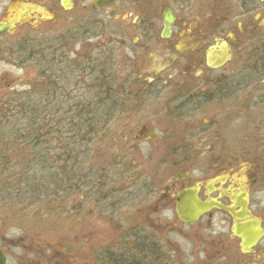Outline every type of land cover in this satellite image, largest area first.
Segmentation results:
<instances>
[{"label": "flooded vegetation", "instance_id": "flooded-vegetation-1", "mask_svg": "<svg viewBox=\"0 0 264 264\" xmlns=\"http://www.w3.org/2000/svg\"><path fill=\"white\" fill-rule=\"evenodd\" d=\"M0 264H264V0H0Z\"/></svg>", "mask_w": 264, "mask_h": 264}, {"label": "rangeland", "instance_id": "rangeland-1", "mask_svg": "<svg viewBox=\"0 0 264 264\" xmlns=\"http://www.w3.org/2000/svg\"><path fill=\"white\" fill-rule=\"evenodd\" d=\"M16 89H19V88H16ZM101 157H102V163H103V160H104V162H106V159L103 156H101ZM99 158L100 157L98 155H95V154H91L90 155L89 154L88 155V168L89 167H93L94 165H97V164L100 165L98 163ZM108 158H110V157H108ZM36 201H37L36 199H33V200L31 199V200H26L24 202L23 207L24 208L28 207L27 209L22 210V213L24 214V220L26 222H29V221L33 220L34 218H37L36 212H38L39 214L40 213L43 214L45 212V209L43 208L44 204H42L40 202L41 200L39 201L38 205H37ZM31 202L34 203V205L29 206V204ZM91 202H93V199H91ZM91 202H89V204H88L89 208L94 207V205H92L93 203L91 204ZM145 204H147V203H145ZM145 204H143L142 207ZM137 206L138 205H135L136 208H137ZM146 206L147 207L142 208V209H144L147 212V214L153 213L152 212L153 211V208H152L153 205H146ZM127 208L128 207H126L124 209L125 212L122 213L123 217H121V218H125V219L122 220L120 218V220H119V227H121V228H128V227L133 228L135 226L136 228H147L149 231H156L157 233H159V232H161L163 230L164 224H165L163 219L157 218L156 216H153V215H150L149 220L144 219V215L142 217H135L134 216L133 219L128 220V216H130V215L127 213ZM39 214H38V216H39ZM125 215H128V216H125ZM88 216H89L88 217V223L93 228L96 227V226L98 228L100 226H102V229L104 231H106V233L109 236H111V234L108 231L113 229V225L111 223H109V221H106V220L104 221L103 219L101 221H99V220L97 221V219L95 218L94 215H88ZM41 219L48 220V217L45 216V217H43ZM48 223H49V221H47L45 224H48ZM56 224L59 227V223H56ZM47 229H49V228H47ZM93 244H94V241H93ZM172 248L174 249V246H172Z\"/></svg>", "mask_w": 264, "mask_h": 264}, {"label": "trees", "instance_id": "trees-1", "mask_svg": "<svg viewBox=\"0 0 264 264\" xmlns=\"http://www.w3.org/2000/svg\"><path fill=\"white\" fill-rule=\"evenodd\" d=\"M16 102L18 103V101L16 100ZM28 105H26L25 107L23 108H17L16 109V112H19L18 113V116H23V117H27V118H31L33 116V108L30 106L31 105V101L30 102H27ZM27 127L29 129H31V124L29 123L27 125ZM48 126L45 125V128L47 129ZM31 132V131H30ZM29 143H32V140H28ZM40 143H41V149H45L47 150L48 149V145H47V141H43V139L40 140ZM47 154L43 153L41 154V163H40V183H41V188L42 187H45L47 188V184H48V179H47V175H48V172L46 171V165L48 164L47 162V158H46ZM44 189V188H42Z\"/></svg>", "mask_w": 264, "mask_h": 264}, {"label": "water", "instance_id": "water-1", "mask_svg": "<svg viewBox=\"0 0 264 264\" xmlns=\"http://www.w3.org/2000/svg\"><path fill=\"white\" fill-rule=\"evenodd\" d=\"M185 206H188V205H185Z\"/></svg>", "mask_w": 264, "mask_h": 264}]
</instances>
